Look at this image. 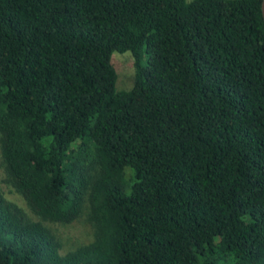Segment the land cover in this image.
<instances>
[{
    "label": "trees",
    "instance_id": "trees-1",
    "mask_svg": "<svg viewBox=\"0 0 264 264\" xmlns=\"http://www.w3.org/2000/svg\"><path fill=\"white\" fill-rule=\"evenodd\" d=\"M261 5L0 0V264H264Z\"/></svg>",
    "mask_w": 264,
    "mask_h": 264
},
{
    "label": "rangeland",
    "instance_id": "rangeland-1",
    "mask_svg": "<svg viewBox=\"0 0 264 264\" xmlns=\"http://www.w3.org/2000/svg\"><path fill=\"white\" fill-rule=\"evenodd\" d=\"M112 63L118 74L117 90H130L134 84L135 78V58L130 52L114 53ZM0 189L5 197L16 203L25 210L30 217L37 219L28 208L25 200L15 192V190L7 183V176L3 167L1 150H0ZM56 232L66 249L75 248L79 245L87 244L92 241L93 229L86 219H81L71 225L62 226L49 224Z\"/></svg>",
    "mask_w": 264,
    "mask_h": 264
},
{
    "label": "water",
    "instance_id": "water-1",
    "mask_svg": "<svg viewBox=\"0 0 264 264\" xmlns=\"http://www.w3.org/2000/svg\"><path fill=\"white\" fill-rule=\"evenodd\" d=\"M261 10H262V16L264 20V0H262Z\"/></svg>",
    "mask_w": 264,
    "mask_h": 264
}]
</instances>
